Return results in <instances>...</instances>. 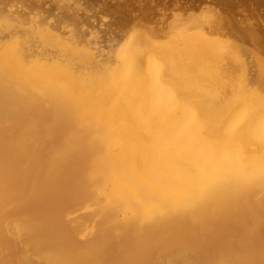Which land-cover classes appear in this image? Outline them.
I'll list each match as a JSON object with an SVG mask.
<instances>
[{
	"label": "bare ground",
	"instance_id": "obj_1",
	"mask_svg": "<svg viewBox=\"0 0 264 264\" xmlns=\"http://www.w3.org/2000/svg\"><path fill=\"white\" fill-rule=\"evenodd\" d=\"M6 5L0 264H264V39L208 11L174 45L66 16L54 37Z\"/></svg>",
	"mask_w": 264,
	"mask_h": 264
},
{
	"label": "rangeland",
	"instance_id": "obj_2",
	"mask_svg": "<svg viewBox=\"0 0 264 264\" xmlns=\"http://www.w3.org/2000/svg\"><path fill=\"white\" fill-rule=\"evenodd\" d=\"M0 1H2L0 2L2 4L0 6L4 7L7 4L8 6L6 5L7 6L6 8L20 11L19 14L21 16L24 14L23 15V17L25 16L24 18H26L27 16L28 18L30 16H34L33 20L36 23L37 32L39 34L49 33L52 34L54 37L57 36V32L52 31L51 26L54 25V23L55 24L58 23L56 21H59L60 19L59 17L66 16L67 18H70L72 20H78L79 22H81L82 23L81 26H83V28L90 26L94 22H100V24L103 23V25L106 22L104 26L109 24V26L113 28L115 32L117 30H120V28L121 29L124 28L125 27L124 23L130 24L131 21L132 22L135 21L134 24H136L137 29L143 32L146 31L145 32L146 34L149 33L148 36L151 37L154 36L153 38L155 40L162 41V43L164 44L170 43L171 45L172 44L174 45L176 43L169 40V32H170L169 27L172 21H174L176 15L181 14V16L183 17H186L185 15L191 16V14L192 15L194 14L196 16L197 15L205 16L206 12L208 11L209 13L208 16L211 18L212 17L214 18L215 14L217 16L220 15L222 17L221 18L222 22L218 24L221 34L220 33L217 34L218 37L221 38L223 37L222 40L224 41H231V39L235 40L238 38L237 34H239L240 32L253 33L259 37L261 36V38L264 39V0H60V1L59 0H20V1L0 0ZM3 1L5 3H3ZM10 2L12 3L10 4ZM65 5H67V8H64ZM217 16L215 17L217 18L218 21L220 16L218 17ZM48 17L49 19L46 22H44L45 19ZM201 18H203L204 20L208 19L203 16ZM111 23H113V25H111ZM221 24L223 27L221 26ZM226 27H228V29ZM66 28L72 29V27L70 26H67ZM222 28H226L224 30H226L228 35L227 33L225 34ZM237 29L239 33L237 32V34H235ZM242 30L244 32H242ZM255 31H257V33H260V35L257 34ZM72 33L74 36L78 37V32L72 30V31H67L64 34L65 38H70ZM233 36L235 39L233 38ZM259 61L261 63H264V58H260Z\"/></svg>",
	"mask_w": 264,
	"mask_h": 264
}]
</instances>
